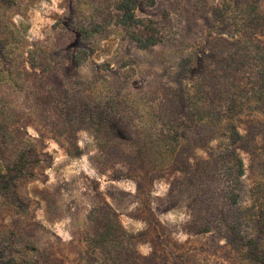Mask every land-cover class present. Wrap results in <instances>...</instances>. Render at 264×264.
I'll return each instance as SVG.
<instances>
[{
	"label": "rangeland",
	"instance_id": "rangeland-1",
	"mask_svg": "<svg viewBox=\"0 0 264 264\" xmlns=\"http://www.w3.org/2000/svg\"><path fill=\"white\" fill-rule=\"evenodd\" d=\"M0 264H264V0H0Z\"/></svg>",
	"mask_w": 264,
	"mask_h": 264
},
{
	"label": "trees",
	"instance_id": "trees-1",
	"mask_svg": "<svg viewBox=\"0 0 264 264\" xmlns=\"http://www.w3.org/2000/svg\"><path fill=\"white\" fill-rule=\"evenodd\" d=\"M164 149H165V151H167L166 148H164Z\"/></svg>",
	"mask_w": 264,
	"mask_h": 264
}]
</instances>
